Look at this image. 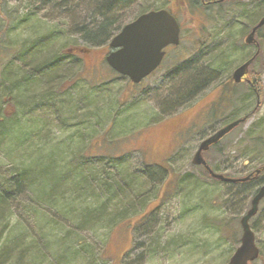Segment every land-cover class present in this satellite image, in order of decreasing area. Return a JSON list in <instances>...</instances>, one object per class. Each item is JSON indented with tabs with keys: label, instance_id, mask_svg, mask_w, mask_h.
<instances>
[{
	"label": "rangeland",
	"instance_id": "1",
	"mask_svg": "<svg viewBox=\"0 0 264 264\" xmlns=\"http://www.w3.org/2000/svg\"><path fill=\"white\" fill-rule=\"evenodd\" d=\"M142 1L155 4L156 8L168 5L167 2L162 3L163 0H130L126 5L120 1L117 12H120L119 16H122L124 23L142 8ZM172 1L177 2L176 5L171 3L170 9L180 17L183 37L179 46L168 51L170 54L159 70L145 80L142 89L138 90L128 78L112 71L106 64L108 43L90 47L85 41H80L81 37L70 29L72 23L66 13L59 12L55 5H47L41 0H0V47L9 48L0 52V64L12 55L23 52L26 45L41 36L57 31L62 32L61 38L50 36L42 53H54L57 57L67 59V62L73 61L61 70L67 71L69 76L52 84L40 85L35 91L41 98L42 106L50 93L57 97L64 92L69 93L72 102L79 104L76 111L67 116L68 119L64 117L66 124L63 126L58 123L59 116L52 111L39 112L40 117L47 119L39 130L38 139L45 142L41 148L48 151L53 144L60 143V147H57L59 150L72 154L70 151L75 148L89 150L90 141L95 146V153L103 155L101 159L105 160V164L118 163L108 161L105 156L114 154L118 156L117 160L127 159L128 163L138 169L148 163L156 171L162 166L170 170L168 173L164 171L157 174L159 179L155 180V184L158 199L150 200L143 211L140 210L138 214L109 229L81 235L99 251L102 250L101 264H228L240 244V218L249 209L252 195L239 192L234 197L230 196L226 202V194L236 192V187L232 188L230 183L209 177L201 166L191 162L192 158L203 140L225 126L233 117L247 114L244 123L223 136L215 147L202 156L212 171L229 177L245 176L253 168L264 165V55L259 54L250 67L253 78L258 80L259 96L240 84L236 88L238 95L234 101L228 103L222 100V104L217 105L215 117L209 109V113H202L218 97V84L232 74L247 53L255 51V46H243V38L248 30V19L244 17V12H249L248 17L253 19L255 15L261 14L259 11H264V0L261 7L259 5L254 9L247 4V0L226 2L220 8L209 9V16H206L205 10L200 12L202 15H189V12H194L189 10V2L186 1L187 6L184 7V0ZM87 12L85 10L79 14V11H75L72 18L81 23V16H86ZM208 18L212 23L207 21ZM66 24L67 30L64 29ZM195 38L201 39L199 48ZM259 46L261 52L263 46L261 43ZM77 48L81 51H77ZM200 51L201 54L198 53ZM202 55V72L210 76L207 84L203 83V90L195 96L180 98L178 94L183 92L186 71L182 69L180 75H176L179 68H182L183 63L193 62ZM14 60L17 61V58ZM170 67L175 71L173 75L169 73ZM161 74L167 80H162ZM75 78L78 80L75 81ZM226 85L229 86V83ZM62 109H66V103ZM4 110V115L9 116L15 108L7 104ZM86 112L95 113V117L91 115V121L99 122L95 126L98 131L90 139L83 126H73L86 116ZM107 114L112 125L107 134L101 137V129L109 122ZM72 115L76 117L75 121L71 119ZM102 120H105L104 123H101ZM178 120L182 123L180 127L175 124ZM62 128L65 130H60ZM77 130L81 136L77 134L75 137L78 139L70 143ZM65 146L68 152L63 149ZM7 148H0V179L6 177L5 168L8 164L18 163L20 158L23 162L32 158L31 154L17 150L11 152ZM66 156L68 154L62 155V158ZM186 175L188 182L177 183L179 179L176 177ZM263 179L264 176L260 174L257 182L243 183L242 187L251 188V191L258 190ZM19 203V198L13 201L14 209L6 218L5 225L0 227V264H31L29 253L20 260L17 259L19 251L14 250L18 241H21L22 248H30L31 240L25 233H30L28 225L34 222V216H27L28 210L19 207ZM143 212H151L146 217L148 221L141 219ZM42 215L36 217L37 233L45 241L38 246L37 253L24 251L34 254L37 264L49 261L52 264L54 259L49 256L58 260L63 250L75 249V241L67 242L63 240L62 234L50 233L56 221L50 217L44 219ZM249 223L260 250L259 258L250 264H264V198L261 199L257 215ZM15 226L20 230L17 231ZM5 247H9L10 252L6 257L1 254ZM77 261V258L70 257L68 263L76 264Z\"/></svg>",
	"mask_w": 264,
	"mask_h": 264
},
{
	"label": "trees",
	"instance_id": "2",
	"mask_svg": "<svg viewBox=\"0 0 264 264\" xmlns=\"http://www.w3.org/2000/svg\"><path fill=\"white\" fill-rule=\"evenodd\" d=\"M41 1L47 5H55L59 9V12L66 13L68 20L72 23L69 27L76 35L81 37L80 41H85L90 47H98L101 44H105L125 24L122 21V16H119L120 12L117 11L121 4L120 1L122 4H125L130 0H118L116 2L114 0H78L80 2H71L70 0H59V2H55V0ZM231 1L234 0L212 2L207 7L209 9L220 8L226 2L230 3ZM166 2L169 3V6L173 2L174 5L177 4V2L172 0H163L162 3ZM188 2L190 11H196L201 6L200 0H188ZM247 4L254 9L259 5L261 7L262 0H247ZM142 5V8L138 10L139 13L152 10L153 8L157 9L154 7L155 4H148V1H142ZM56 7H52V9H56ZM209 9L205 10L206 16H209ZM85 10L88 12L85 14L86 16H81L83 17L82 22H75L76 20H73L74 17L72 18V15H75V11H79V14H81ZM259 12L261 14L255 15L253 19L248 17L249 12H244L246 15L244 17L248 19V29L250 26L257 24L260 18L264 16V11ZM217 14L220 17L219 11ZM207 21L212 23V20L209 18ZM67 25L64 27L65 30H67ZM263 28L264 25L257 29V42L263 46L261 52L259 51L261 55H264ZM60 33L62 32L57 31L45 37L41 36L42 38H38V41L36 40L26 45L23 52L12 55L11 58L0 64V148L2 149V147L7 146V149L11 152L17 150L21 153L32 155L31 160L28 162H23V159L20 158V162L8 164L5 168L6 177L0 179V227L3 224L5 225L6 218L11 214V210L14 209L13 201L19 198V207L22 206L23 210H28L27 216L30 214L34 216V222L28 225L30 233H25V236H28L31 240L30 248H22L20 245L21 241L15 243L18 246L14 250L19 251L17 259L21 260V257L29 253L31 255H28L30 263L37 264V257H33L34 254L28 251L37 253L38 246L43 243L42 241H45L44 237L37 233L38 223L36 222V217L39 214L43 217L42 214H44V219L50 217L56 221L50 233L62 234L63 240L67 242L75 241V245L73 246L75 249H69V251L63 250V253L60 254V261L50 255L49 257L54 259L52 264H69L70 257L78 259L76 264H101L100 259L102 256L100 253L102 250L99 251V248L87 242L81 235L90 231L109 229L138 214V212H141L140 210L143 211L148 203H150V200L153 198L158 199V196H156L158 193L157 186L155 184V180L159 179L157 174L164 173V171L168 173L170 170L168 167L162 166L161 168L159 167L160 170L156 171L148 163L143 164L138 169L137 166L128 163L127 159L117 160L118 156L115 157L114 154H107L105 156L106 158L108 157V161H118V163L105 164V160L101 159L103 155L95 153V146L90 141L89 150H85L83 147L75 148L70 151L73 155L59 150L57 147H60V143L53 144L54 147L51 146L48 151H44L41 148L45 142L38 139L39 130L43 125L42 123L47 119H44V116L40 117L39 112L52 111L59 116L58 123L63 126L66 124L64 117L68 119L67 116L71 115L72 111L74 113L79 107V104L72 102V98L68 92L60 93L56 95L57 97H53L54 95L50 93V97L46 98V106H42L41 98L35 94L38 86L45 83H55L57 80L64 79L70 75L67 71L62 72L61 70L67 64L71 65L73 63L72 60L67 62V59L57 57L54 53H42L45 45L49 43L48 40L51 37L54 39L61 38L62 34ZM198 40H196L197 48L200 46ZM243 46L249 47L248 44ZM2 49L8 50L9 48L0 47V52L3 51ZM254 52L247 53L244 59L252 57L255 54ZM259 54L256 55L251 66L258 56H260ZM16 58L17 61L14 60ZM190 65L191 62H186V64L183 63L182 68H179L180 71L182 69L186 71L187 77L183 83V92L181 91L182 93L179 92L180 95L178 94L180 98L187 95L188 90H193L197 83L199 85L203 83L207 84L210 78L209 74H205L204 72L198 73L197 75L199 76L197 78V75L193 73L195 68ZM251 76L252 78L254 76L252 72ZM70 79H72V76ZM254 79L256 80L254 82L255 85L258 80L257 78ZM77 80L78 78H75V81ZM233 85L236 87L231 89L233 96L228 99L229 103L232 100L234 101L238 95L236 88L239 85L234 83ZM258 90L254 92L253 89L252 93L258 94ZM64 103H66V109L63 110L62 105ZM93 103L92 101L90 102L91 105ZM7 104H11L15 108V111L9 116L4 115V107ZM87 115H89L88 119H86ZM91 115L95 117V113L86 112V116L82 120H78L77 118L78 122L73 124L75 127L83 126L87 131L86 135L89 139L95 136V132L98 131L95 126L99 124V122L93 123L91 121V118H93ZM106 116L107 121H109L108 114ZM246 117H248L247 114ZM234 118L236 117H233L229 121ZM71 119L75 121L76 117L72 115ZM104 121L102 120L101 123H104ZM25 124L26 126H24ZM111 125L112 123L109 121L108 125L106 124L101 129V134L99 135L105 136ZM60 130H65V128ZM98 133L96 136H98ZM77 134L78 130L73 134L74 138L70 140V143L78 139L75 137ZM78 136L80 137L81 135L78 134ZM62 142L65 143L64 141ZM258 142L260 141H256L255 143ZM215 146L216 144L212 145L209 149ZM63 149L66 150V146ZM66 151L68 152V149ZM64 154H68V156L62 158ZM206 163L209 166L207 161ZM201 167L211 177L208 170L203 166ZM263 168L264 165L258 166L256 169L262 170ZM176 178L179 179L177 182L179 184L185 183V181L188 182L189 180L187 175ZM215 180L220 181L218 179ZM243 183L251 184V182L245 180L230 183L232 184V188L236 187V192L233 191V194H226V202L230 196L234 197L239 192L243 195H250L251 188L243 189ZM151 212L147 214L143 212L144 216L141 219H146ZM148 219L145 221H148ZM18 230L20 229L18 228ZM8 248L5 247L1 251L4 257L10 254ZM44 264L51 263L49 261V263Z\"/></svg>",
	"mask_w": 264,
	"mask_h": 264
},
{
	"label": "water",
	"instance_id": "3",
	"mask_svg": "<svg viewBox=\"0 0 264 264\" xmlns=\"http://www.w3.org/2000/svg\"><path fill=\"white\" fill-rule=\"evenodd\" d=\"M264 25V16L253 27L247 35L245 43L254 42L255 31ZM179 43V25L174 16L166 9L149 10L136 19L126 23L121 30L111 38L109 46L112 49L106 57V63L117 73L127 76L133 83H139L144 77L157 68L162 57L163 48L169 44ZM254 57L246 60L237 66L232 79L235 82L241 81L247 74L248 67ZM244 118H239L218 129L212 135L203 140L192 158L194 165H203L209 174L222 181H243L224 177L215 173L206 164L202 152L212 144L217 143L223 136L238 126ZM264 197V184L261 185L252 197L250 208L240 219L241 237L240 244L231 255L228 264H249L259 256V248L255 243V234L252 231L249 220L257 213L258 204Z\"/></svg>",
	"mask_w": 264,
	"mask_h": 264
},
{
	"label": "flooded vegetation",
	"instance_id": "4",
	"mask_svg": "<svg viewBox=\"0 0 264 264\" xmlns=\"http://www.w3.org/2000/svg\"><path fill=\"white\" fill-rule=\"evenodd\" d=\"M188 2V0H184V5H186V3ZM218 1H226V0H200V2H201V6H199V8L198 9H196V11H197V13H196V11H194V12H189L188 14L189 15H196V14H200V15H202V13H200V12H203L204 10H208L209 9V7H207V5L209 4V3H212V2H218ZM168 5H165L164 7H161V8H157V9H155V8H153V10H159V9H166L169 13H171L173 16H174V18L176 19V21H177V23H178V25H179V44H180V42H181V38L183 37V28H182V23H181V21H180V17H178L171 9H170V6H169V3H167ZM187 6V5H186ZM203 10V11H202ZM145 12H147V11H145ZM145 12H141V13H139V12H137L136 14H135V16L132 18V19H136L137 17H139L141 14H143V13H145ZM205 12V11H204ZM205 15V14H204ZM204 18H205V16H204ZM256 24H254V25H252V26H250V28L247 30V35L251 32V30L253 29V27L255 26ZM257 32H258V30H256L255 31V34H254V43H251V44H248V46H250V47H254L255 46V52L254 53H257V55L259 54V51H260V49H259V44H258V42H257ZM247 35H246V37H247ZM246 37H244L243 38V43H244V45H246L247 43H245V39H246ZM196 40H197V38H195ZM198 42L200 43L201 42V39L200 40H198ZM179 44H177V45H174V44H169V45H167L166 47H164L163 48V52H164V54H163V57H162V59H161V61H160V63H159V65L157 66V68L155 69V70H153L148 76H146V77H144L139 83H135V84H133L138 90H141L142 89V87H143V83L145 82V80H147L149 77H151L153 74H155L158 70H159V68L161 67V65L165 62V60L168 58V56H169V52L168 51H170V50H172V49H174L175 47H177V46H179ZM108 45V44H107ZM108 49H109V51H108V53L109 52H111V48L108 46ZM77 51H81L80 50V48H77ZM107 53V54H108ZM198 53H202L201 51L200 52H198ZM106 57V56H105ZM250 58H251V56H250ZM249 59V58H248ZM247 59H243V61L242 62H244V61H246ZM173 65V64H172ZM191 66L192 67H194L195 68V70L193 71V73H195L196 75L198 74V73H200V72H202V70H203V55L201 56V57H199V58H197V59H194V61L193 62H191ZM239 66V65H238ZM237 67V66H236ZM235 67V68H236ZM234 68V69H235ZM169 73H171L172 75L175 73V71L172 69V67H170L169 68ZM234 71V70H233ZM180 70H178V72H177V74L176 75H180ZM251 69L249 68V71H248V74H246V75H244L243 77H242V79H241V81H239V82H235L233 79H232V74L230 75V76H227L226 78H224V80L220 83V84H218L219 86V95H218V97H216V99H213V102L212 103H209V107L207 108V106L204 108V110L202 111V113H209V112H212V116H216L217 115V110H216V107H217V105L218 104H222V100H227L228 101V99H230L233 95L231 94V89L234 87H236L235 85H233V83L234 84H238V85H240V84H242V85H244V87H246L247 88V90L248 91H250V92H253V89H254V92L255 91H257L258 89H259V87H258V84H255L254 85V82L256 81L254 78H252V76H251ZM198 76L199 75H197L196 77L198 78ZM160 77H161V79L163 80V79H165V80H167L166 78V76H164V75H160ZM187 78V77H186ZM185 78V79H186ZM169 79V78H168ZM184 79V80H185ZM227 83H229V86L228 85H226ZM203 90V87H202V84L201 85H199L198 83L195 85V88L193 89V90H188V93H187V95H185V96H183V98L184 99H187V96H189V97H191V96H195L196 94H198V93H200L201 91ZM226 95H227V97H226ZM256 96H259L257 93H256ZM229 103V102H228ZM209 109V112L207 111ZM221 111H223L224 112V109H222ZM239 118H244V121L243 122H241L240 124H242V123H244L246 120H247V117H246V114H244L243 116H238V117H236V118H234L233 120H231V121H229L228 123H230V122H232V121H235V120H237V119H239ZM177 126H181V124L182 123H180V120H178L176 123H175ZM239 124V125H240ZM199 147V146H198ZM211 147V146H210ZM209 147V148H210ZM198 149V148H197ZM197 151V150H196ZM207 151V150H206ZM206 151H204V152H206ZM203 152V153H204ZM202 153V154H203ZM260 174L261 175H264V168L262 169V170H260V169H254L253 171H251V172H249L248 173V178L245 180V181H247V182H257L256 180H257V178L260 176ZM246 176V177H247ZM230 179H234V180H238L237 178H234V177H230ZM240 179V178H239ZM228 182H230V183H236V182H239V181H228ZM263 184H264V179H263ZM262 184V185H263ZM257 192V190H254V191H251V199H250V202H251V200H252V197L254 196V194ZM264 198V197H263ZM261 202V201H260ZM260 204V203H259ZM258 211H259V205H258ZM257 211V212H258ZM256 215H257V213H256ZM256 215H254L252 218H254ZM251 218V219H252ZM250 219V220H251Z\"/></svg>",
	"mask_w": 264,
	"mask_h": 264
}]
</instances>
